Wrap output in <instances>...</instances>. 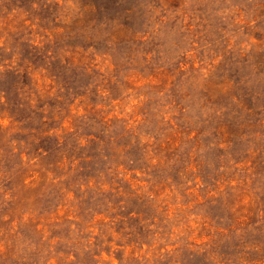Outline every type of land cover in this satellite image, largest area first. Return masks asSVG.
Segmentation results:
<instances>
[{
	"label": "rangeland",
	"instance_id": "1",
	"mask_svg": "<svg viewBox=\"0 0 264 264\" xmlns=\"http://www.w3.org/2000/svg\"><path fill=\"white\" fill-rule=\"evenodd\" d=\"M0 264H264V0H0Z\"/></svg>",
	"mask_w": 264,
	"mask_h": 264
}]
</instances>
